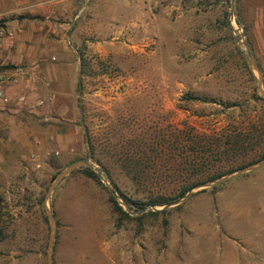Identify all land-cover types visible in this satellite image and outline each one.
I'll use <instances>...</instances> for the list:
<instances>
[{"label": "rangeland", "instance_id": "obj_1", "mask_svg": "<svg viewBox=\"0 0 264 264\" xmlns=\"http://www.w3.org/2000/svg\"><path fill=\"white\" fill-rule=\"evenodd\" d=\"M64 1L87 5L60 17L39 0H0V264H48L45 200L59 173L96 164L88 142L107 163L166 151L181 130L240 131L264 118L241 51L264 72V0ZM255 158L240 156V168ZM81 169L48 200L53 264H264V167L152 214L149 192L116 165L133 211L147 208H123L128 217L113 208L108 175L96 172L99 183ZM167 176L152 181L176 179Z\"/></svg>", "mask_w": 264, "mask_h": 264}, {"label": "trees", "instance_id": "obj_2", "mask_svg": "<svg viewBox=\"0 0 264 264\" xmlns=\"http://www.w3.org/2000/svg\"><path fill=\"white\" fill-rule=\"evenodd\" d=\"M262 73L264 75L263 71ZM190 99L198 100L199 98ZM255 100L264 102V98L256 92ZM170 139L164 142L170 147L166 148L168 149L166 151L153 147H149L152 149L147 151L137 146L134 147L139 148L137 150L111 155L107 163L98 157L96 147L90 141L88 142L89 156L105 171L114 189L132 210L131 198L113 179V168L116 165L130 178L137 189L149 192L147 204L163 207L180 200L195 186L217 180L236 171L237 168L240 169V156L247 155L248 152L256 153L257 158L248 159L247 164L264 160V118H259L258 122L255 121L250 127L240 131L224 130L212 134H201L192 129L191 132L181 130L177 134L174 133ZM250 148L253 150L251 151ZM114 157L115 160H113ZM160 161L165 162L166 166L159 165ZM242 164L241 166L245 167L244 163ZM80 171L86 177L100 183L99 175L94 170L83 168ZM167 175L176 179L164 184L152 181L153 177ZM153 190L161 191L153 192ZM110 201L116 212L128 217L120 202L113 196ZM164 211L162 210L161 213ZM151 213L159 214L160 211Z\"/></svg>", "mask_w": 264, "mask_h": 264}, {"label": "water", "instance_id": "obj_3", "mask_svg": "<svg viewBox=\"0 0 264 264\" xmlns=\"http://www.w3.org/2000/svg\"><path fill=\"white\" fill-rule=\"evenodd\" d=\"M237 6V0H233V7L236 8ZM241 47V44H240ZM244 57L249 61L250 64V68L254 71L257 72L258 74V80H257V90L259 92V94L264 98V82H263V75L260 71V69L258 68V66L255 64L254 58L244 49H241ZM264 167V160L256 162L254 164H250L247 165L243 168H240L230 174H227L223 177H220L217 180L211 181V182H207V183H203L201 185L195 186L194 188H192L183 198H181L180 200H177L175 202H172L170 204H167L165 206L162 207L161 210H165L167 208L173 207V206H178L180 204H182L183 202H185L189 197H191L194 193L202 191V190H206L209 188H213L215 186L221 185L231 179H234L236 177H239L241 175H244L246 173H249L251 171H254L256 169L262 168ZM79 168H89L94 170L95 172H97L98 174H104V176L107 177L106 173L103 172L95 163H92L88 160H82V161H78L74 164H72L71 166H69L66 170H64L63 172L59 173L56 178L54 179V181L52 182V185L49 189L48 192V196L45 200V208H46V212L48 215V218L51 222V235H50V240H49V247H48V264H53V255H54V245H55V238H56V234H57V229H58V225L56 220L54 219V216L51 212V210L48 208L47 204H48V200L52 194V192L54 191V189L56 188V186L67 176H69L72 172H74L76 169ZM109 190L111 191V193L113 194V196L121 203L122 207L126 210L127 213L129 214H138L140 212H145L147 210L143 209L141 211H133L130 209L129 205L120 197L119 193L113 188V186L111 184H109ZM152 209L159 211L155 206H151Z\"/></svg>", "mask_w": 264, "mask_h": 264}, {"label": "crops", "instance_id": "obj_4", "mask_svg": "<svg viewBox=\"0 0 264 264\" xmlns=\"http://www.w3.org/2000/svg\"><path fill=\"white\" fill-rule=\"evenodd\" d=\"M39 1H40L39 4H45L46 8L52 9L53 13H55L57 16H60V17L66 16L69 10H73V9L75 10L77 8H78L77 10L79 11L84 10L85 6L87 5V2H86L85 5L80 7L76 5L74 2L64 1V0H39ZM59 3L61 5H59ZM46 18H49V17H46ZM1 104L4 105L2 102Z\"/></svg>", "mask_w": 264, "mask_h": 264}, {"label": "built area", "instance_id": "obj_5", "mask_svg": "<svg viewBox=\"0 0 264 264\" xmlns=\"http://www.w3.org/2000/svg\"><path fill=\"white\" fill-rule=\"evenodd\" d=\"M5 36V31L3 30V28H0V38ZM19 81V76H16L11 82L12 83H18ZM4 97V91L0 90V98L3 99L4 103H9V99L8 98H3Z\"/></svg>", "mask_w": 264, "mask_h": 264}]
</instances>
